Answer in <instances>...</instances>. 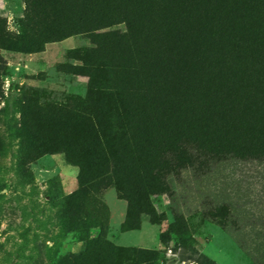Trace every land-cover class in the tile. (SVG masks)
<instances>
[{"label":"trees","instance_id":"trees-1","mask_svg":"<svg viewBox=\"0 0 264 264\" xmlns=\"http://www.w3.org/2000/svg\"><path fill=\"white\" fill-rule=\"evenodd\" d=\"M24 1L20 31H8L0 16V49L40 52L83 33L92 42L89 87L97 89L105 70L110 77L102 110L74 113L84 133L59 151L78 167V187L64 201L82 242L59 264H160L151 249L106 238L99 196L115 188L131 229L141 215L162 220L154 199L173 195L184 171L202 178L226 161L264 164V0ZM119 23L124 32L109 30ZM30 100L23 123L36 156L40 127ZM228 211L223 203L210 214L224 226ZM173 216L170 231L187 241L184 217ZM169 238L160 234L162 243Z\"/></svg>","mask_w":264,"mask_h":264},{"label":"rangeland","instance_id":"rangeland-1","mask_svg":"<svg viewBox=\"0 0 264 264\" xmlns=\"http://www.w3.org/2000/svg\"><path fill=\"white\" fill-rule=\"evenodd\" d=\"M24 8V0H0L8 31H20ZM125 29L124 23L109 28ZM91 47V39L77 33L46 43L40 52L0 49V264H59L82 247L81 232L66 215L64 201L78 187V167L59 151L84 133L73 114L102 110L106 101L107 71L97 89L89 87L85 74ZM26 97L40 127L37 147L42 152L36 156L34 138L23 123ZM172 188L173 195L154 199L162 220L152 223L141 215L131 229L124 227L126 201L114 187L105 189L99 200L106 213V238L125 249H151L160 264H264V164L226 161L202 178L184 171ZM223 203L229 210L224 226L210 214ZM174 211L188 225L185 242L170 231ZM163 232L170 234L164 243Z\"/></svg>","mask_w":264,"mask_h":264}]
</instances>
